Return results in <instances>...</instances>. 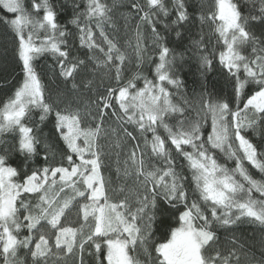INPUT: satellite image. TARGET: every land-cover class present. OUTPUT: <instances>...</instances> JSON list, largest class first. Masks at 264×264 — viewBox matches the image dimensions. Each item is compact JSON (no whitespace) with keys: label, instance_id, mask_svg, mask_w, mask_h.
Listing matches in <instances>:
<instances>
[{"label":"snow or ice","instance_id":"1","mask_svg":"<svg viewBox=\"0 0 264 264\" xmlns=\"http://www.w3.org/2000/svg\"><path fill=\"white\" fill-rule=\"evenodd\" d=\"M256 2L259 4L257 15H252V10L249 15H244L234 0H214L213 10L199 17L202 23L212 25L218 42L222 44L223 51L219 52L218 59L234 79L235 97L239 99L245 88L253 84L258 88L248 96L243 108L237 106L236 111H232L227 99L214 101L211 95L207 99L202 96V108L212 117V131L205 141L199 121L181 119L175 127L164 122L170 114L183 116L185 112L184 107L172 102V94L165 86L167 83L179 89L182 84L181 80L174 78L175 57L169 59L171 50L156 27L160 15L170 16L165 0H144L143 4L132 0L130 5V15L151 27L154 42L158 45L155 80L145 79L144 86L138 89L133 80L124 86L107 88L106 95L94 102L102 105L98 106L95 116L74 107L72 101L60 108L58 104L47 102L45 97L44 85L34 67L36 58L45 54L55 57L60 75L66 81L74 80L82 68H87L85 60L70 59L69 33L58 22V12L51 0H32L31 11L24 0H0V9L5 13L0 15V23L14 36L15 53L24 77L13 96L0 107V133L18 131L15 151L23 157L21 165L16 167L9 163L7 153L0 154V257H3V264H21V249L30 253L34 264L42 261L46 264L50 256L59 254L65 257L78 255L79 264H84L86 246L94 249L90 255L95 256L96 264H140L133 253L147 243L153 234V226L157 224H167V230L163 232L161 242L155 245L156 264H240L237 248L222 251L213 247L218 242L214 228L228 229L243 221L264 225V199H254L252 195L255 190L264 196V181L254 179L245 167L246 161L264 172V154L242 134L243 129H253L264 121V32L258 38L252 31L256 23L264 25V0ZM82 3L83 10L71 21L79 29L80 46L102 54V60L93 57L95 66H114L119 84L126 56L103 30L104 25L112 21V8L106 0H82ZM74 7L79 9L80 4ZM173 11L175 19L165 27H171L176 37L182 39L181 32L176 29L189 22L186 0H173ZM93 21L100 29L106 48L95 40ZM135 29V50L139 57L144 51L140 24H136ZM248 46H251V58L242 52ZM194 47L199 53L201 68L210 70V56L214 53L208 52L203 39L195 41ZM241 69L245 73L244 79H240ZM77 87L76 83L72 84V90ZM33 109L41 111V122L50 114L54 115L55 131L70 153L66 155L67 167L50 165L47 146L44 166L30 167L39 155L41 143L34 128L25 123ZM109 112L121 124L127 122L136 125L142 133L151 132V153L163 161L162 167L149 166L138 144L128 154L124 175L134 176L137 183V207L134 210L127 196L118 203L110 202L107 184L101 174L98 139ZM248 112L252 113L251 117L246 115ZM86 117L96 121L95 127L82 126ZM159 126L167 132V138L157 134ZM111 131L117 132L116 129ZM122 131L127 138L136 139L127 128ZM233 140L238 142L236 148H233ZM167 141L188 162L191 182L200 201L210 209L211 219L200 203L195 200L189 203L184 184L186 178L176 171ZM148 144L145 139V147ZM185 146L191 151H186ZM211 149H218L234 159L235 167L229 169L219 164ZM237 175L241 179H237ZM66 188L71 189L73 195L62 196ZM29 196L35 197V203L27 199ZM80 199L85 203L79 204ZM74 201L79 205L84 221H91L87 232L83 225L75 228L62 224V218L71 211ZM221 208L225 211L218 214ZM233 209L238 214H234ZM176 213L178 216L174 222L177 226L173 227L168 220ZM145 220L141 226V221ZM42 221L53 230L52 237L40 231ZM25 229L29 234L21 237L20 233ZM232 243L238 244V241ZM252 259L255 261L254 256ZM255 264H264V252Z\"/></svg>","mask_w":264,"mask_h":264},{"label":"trees","instance_id":"2","mask_svg":"<svg viewBox=\"0 0 264 264\" xmlns=\"http://www.w3.org/2000/svg\"><path fill=\"white\" fill-rule=\"evenodd\" d=\"M132 0H106V3L112 8L110 15L112 21L104 25V32L109 39L113 40L126 56L124 64L121 66V81L115 79L114 66H101L96 67V60L93 57L103 59V55L98 51H90L87 47L80 46V32L76 25L71 21L75 15L83 10L82 0H51L58 12V22L65 26L69 35L67 43L70 48L71 58H78L87 62V68H82L75 76L74 80H65L60 75V68L55 57L51 54H45L38 57L34 61V67L39 75L42 84L45 88V97L47 102L58 104L60 108H64L65 104L69 101L73 102L74 107H79L82 112L89 111L93 116L96 115L99 105L98 98L106 95V89L109 87L117 88L124 86L129 80H133L137 89L144 86V80H155V67L159 63V48L154 42V35L151 27L147 24L141 23L138 17L133 18L131 13ZM143 4L144 0H138ZM238 3L244 15L258 14L259 4L256 0H234ZM25 6L31 11L32 0H24ZM170 16L164 17L160 15L157 18V31L161 37H164V43L170 48L169 59L175 57L173 72L174 78L182 81L179 89L174 85L165 86L172 94L171 99L175 104L185 108L183 116L180 114H170L166 116L165 123L169 126L175 127L181 119H189L199 121L201 124L202 138L206 141L208 135L212 131V117L211 114H206L202 108V96L207 99L209 95L215 100L227 99L230 103L232 111H236L237 106L243 108L248 96L253 94L258 88L253 84L246 87L244 93L237 99L233 92L234 79L229 75L219 63V52L223 51L221 42H218L217 34L214 33L212 25L207 22H201L199 19L201 14L206 15L210 10H213L214 0H186V8L189 15V22L182 28L176 29L182 34V39L176 37L175 31L171 27L166 28L165 25L170 24V20L175 19L173 11V0H165ZM75 4H80V8L74 7ZM4 10L0 9V15H4ZM9 17L11 14H8ZM42 15V13L40 14ZM84 22L83 19L81 21ZM140 24V32L142 35L141 46L143 53L138 57L136 53V36L135 25ZM92 28L95 33V40L101 46L106 48L103 38L100 36V29L95 27V22H92ZM252 31L259 38L261 33L264 32V25L256 23ZM203 39V45L208 49L209 53H214L210 56L212 59V67L210 70H203L198 60V51L194 47V42ZM16 43L11 31L3 24L0 23V107L13 96L15 90L23 82V73L21 71V64L18 56L15 53ZM244 55L251 58V46L242 49ZM202 72L204 73L202 75ZM245 73L243 69L240 71V79H244ZM135 78V79H134ZM90 82V83H89ZM76 83L78 87L72 90V84ZM184 101H187L185 104ZM115 104V101H113ZM118 110V109H117ZM41 111L33 109L30 116L25 123L29 127H33L35 134L40 139L41 143L38 147L39 155L34 158L30 163L31 168H39L44 166L43 156L45 155V146H47V154L49 155V163L51 166L63 165L68 166L66 155L70 154L66 144L60 138L59 134L54 128V115L50 114L49 117L43 122L40 121ZM245 115L242 113V116ZM251 117L252 113H246ZM96 121L91 117H86L83 122V127H95ZM229 124H231V117H229ZM127 128L136 137L135 140L127 138L122 129ZM111 129H116L117 132L113 133ZM157 134L162 138H167V132L162 126L157 127ZM253 144L257 146L260 153L264 154V121L257 123L253 129L245 128L242 131ZM231 135V132H230ZM145 139L149 142L148 147H145ZM152 139L151 132H140L136 125L124 122L121 124L116 117L111 116L109 112L106 119L101 135L98 139V144L101 149V174L103 175L107 184V193L111 203H118L119 200L124 199L125 196L129 198V203L133 210L137 207L135 203V192L137 190V183L134 176H125V160L128 154L133 149L134 145H139L140 149L144 152V158L149 166L162 167L163 161L156 158L151 153L150 142ZM19 133L5 132L0 133V154L9 156V163L13 166L19 167L22 163L23 157L15 151L18 147ZM233 148L238 146V142L233 140ZM117 144L120 146L117 147ZM167 147L171 150L172 159L175 164L176 171L185 177V188L188 193L189 203L197 201L201 204L205 214L210 215V209L199 199V193L196 191L194 184L191 182V170L188 167V162L185 158L174 150L170 141H167ZM186 151H191V148L185 146ZM212 154L216 157L217 162L225 165L229 169L235 167V160L230 159L224 152L218 149H211ZM86 158H90L87 157ZM74 159H76L74 155ZM245 167L248 169L249 174L256 180L264 181V172L253 168L245 161ZM58 179V178H57ZM237 179H241L237 175ZM246 183V182H245ZM121 188L124 189L121 192ZM73 195L71 189L66 188L62 196ZM254 199H264L260 193L253 190ZM32 203H35V197H27ZM85 203L80 199L79 204ZM183 210V206H181ZM224 209H218V214L223 213ZM234 214L236 211L232 210ZM23 215V214H22ZM178 213L174 214L168 220L167 214L165 219L173 227L177 226L174 222ZM146 223L141 221V226ZM64 226L80 228L83 225L84 231L87 232L91 221L85 222L82 213L79 212V205L74 201L71 211L66 213V217L62 218ZM43 227L40 231L44 232L49 237H52L53 230L45 222H41ZM39 227V226H38ZM167 230V224L160 226L159 224L153 226L152 235L148 238L147 243L139 246L133 254L136 255L140 264H156L155 245L161 242V236ZM218 242L214 248H219L222 251L238 249L237 256L240 259V264H255L261 258V253L264 252V225L259 223H252L243 221L236 226L225 229L219 226L214 228ZM29 233L27 230H22L20 236H26ZM35 235V232H34ZM38 238V235H37ZM237 240L238 244L232 243ZM55 252V249H53ZM94 249L86 246L84 252V264H96V258L90 253ZM253 256L255 261H253ZM19 259L21 264H34L30 253L25 249L19 250ZM0 264H3V257H0ZM45 264V262H41ZM46 264H79V258L73 256H63V254L52 255L48 258Z\"/></svg>","mask_w":264,"mask_h":264}]
</instances>
